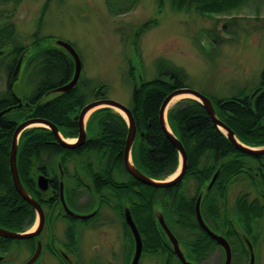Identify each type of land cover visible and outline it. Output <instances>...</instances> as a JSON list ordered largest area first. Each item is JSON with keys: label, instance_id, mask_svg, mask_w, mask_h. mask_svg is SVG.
Returning a JSON list of instances; mask_svg holds the SVG:
<instances>
[{"label": "trees", "instance_id": "16d2710c", "mask_svg": "<svg viewBox=\"0 0 264 264\" xmlns=\"http://www.w3.org/2000/svg\"><path fill=\"white\" fill-rule=\"evenodd\" d=\"M109 1L115 4L122 2L120 10L125 11L128 9L127 5L130 4V1L136 2L137 0ZM243 1L168 0L170 7L177 12L193 10L199 14L228 13L238 8ZM20 2L21 0H0V5H17ZM224 27L226 28V25L222 28L223 32H225ZM145 28L146 24L142 26V29ZM38 33L37 31L34 34L32 43L29 45L35 49L46 41L40 39ZM208 37L214 44H218L217 39L220 40L217 34ZM14 38L13 24L8 22V24L2 25L0 28V50L8 44L12 45V50L5 57L0 58V65L5 59L10 60L5 68L7 76L20 54L29 49L31 53H27L29 55L26 60L30 61L31 59L36 63L37 72L43 70L42 75L45 76L46 70L58 68L56 76L52 75L49 80L53 86L45 90L58 88L72 78V60L64 50L53 47V50L42 49L35 54L36 52L32 48L13 46ZM69 63H71L70 70ZM156 70L158 76L154 80L143 81L140 86L134 85L131 92L128 108L135 122L136 138L139 137L141 142L138 157L133 145L131 161L146 176L155 180H164L176 171L178 155L161 130L159 109L163 100L172 91L189 87L183 81L185 73L163 59L157 61ZM104 90L105 88L102 87L97 88L95 98L103 99L105 97ZM253 93H255L253 99L247 92L242 91L231 98L214 100L213 106L218 119L235 133L236 139L240 143L247 147L258 148L264 146V71L260 74L259 82ZM85 99V95L80 93L78 86H75L67 94H57L47 102L48 104L45 103V106L39 108L32 117L46 119L64 132L65 137L74 138L77 135V123L73 116L77 115L86 104ZM12 103L13 97L7 89L0 95V111L8 108ZM14 113L18 114V110L16 109ZM91 117L98 120L99 132L86 143L82 151L77 150L76 153L78 155L86 153L89 162H100L107 167L112 166L118 169L126 175L129 184L138 187L136 202L132 195L127 194L126 190H119L118 196L128 197L125 199L126 205L121 207V214H123V208L127 206L139 230L143 254H158L159 249H163L159 237L161 235L172 256L170 245L166 242L167 239L155 220L153 207L155 199H159L164 206L166 222L169 226L172 225L171 230L185 249L189 259L202 263L204 254L217 248L215 242L199 227L195 216L197 196L216 172L218 173L213 185L200 203V212L204 222L227 240L233 238V244L236 242L242 246L241 240L236 235L237 228L234 226L236 223L241 226L254 245L257 243L253 223L261 216L262 207L258 202L262 200L261 197H264V192L262 194L256 192L258 197L251 201L249 194H241L237 203V220L232 224L227 208H225L228 187L242 177V169L247 166L246 160L252 159V157L237 151L227 141L224 135L213 126L206 111L199 103L191 99H184L167 113L168 125L187 153L188 171L185 180L191 179L194 182V185L190 186L193 192L183 183L167 188H152L137 182L127 174L123 165V150L127 133L125 120L111 109H100L94 112ZM15 125L13 120H4L0 126V206L4 209L1 220L3 224L9 226L7 228L10 230L24 231L32 223L33 213L31 208L14 191L8 167ZM52 139L53 136L48 129L39 127L25 131L20 137L17 167L21 183L29 192L35 191V185L27 171L32 166L33 160H37L38 145L45 140ZM59 151L61 152L62 149ZM71 154L72 152L69 155ZM9 204H11V208L6 211ZM15 204L25 206L27 210H16ZM22 222H25V225L21 229ZM124 227L128 232L126 226Z\"/></svg>", "mask_w": 264, "mask_h": 264}, {"label": "rangeland", "instance_id": "374dc122", "mask_svg": "<svg viewBox=\"0 0 264 264\" xmlns=\"http://www.w3.org/2000/svg\"><path fill=\"white\" fill-rule=\"evenodd\" d=\"M121 7L122 2L115 4L109 0H21L17 5H0V26L8 22L13 24V46L27 47L37 31L48 47L55 46L57 41L69 43L82 63L78 90L86 95V104L95 101L93 88L102 87L105 88V99L129 107L134 85L140 86L139 76L142 75L145 82L154 80L158 76L156 64L161 59L185 73L183 81L187 87L212 101L231 98L245 90L252 92L258 84L264 71V0H244L238 8L223 14H199L193 10L177 12L168 0L130 1L127 10L122 11ZM222 23L228 28L225 31L228 39L217 30ZM145 24L146 28L142 29ZM215 33L221 41L217 39L218 44L214 45L207 42L205 36L213 37ZM3 49L5 57L12 45ZM9 62L5 59L0 65V95L7 90L5 68ZM21 78L16 81L15 90L19 88L23 94L30 95L32 88L22 86L25 80L21 83ZM179 79L182 81L181 77ZM17 94L24 96L20 92ZM184 99H174L170 106ZM94 129L98 131L99 126L96 118L90 116L88 136L95 132ZM140 146L137 137L134 142L137 157ZM176 171L166 180L172 179ZM246 192H249L250 201L258 197L248 184L232 183L227 190L226 207L230 210L235 198ZM114 219L109 218L114 225L110 221L102 231L106 236L105 243L94 233L84 237L86 249L84 247L82 260L92 261L91 264L129 263L130 247L133 246L130 231L124 236L120 217L116 214ZM122 219L124 221L123 214ZM234 226L241 227L236 223ZM254 235L257 240L255 264H264V217L254 226ZM227 241L232 251L230 264H248L249 253L243 244L246 261L238 258L244 255L239 250L241 245L233 244V238ZM157 257L165 259L159 253L142 254L140 264H161ZM224 259L223 251L215 248L204 254L201 264H223ZM21 261L7 264H20ZM42 261L56 264L53 260Z\"/></svg>", "mask_w": 264, "mask_h": 264}, {"label": "flooded vegetation", "instance_id": "af4514ba", "mask_svg": "<svg viewBox=\"0 0 264 264\" xmlns=\"http://www.w3.org/2000/svg\"><path fill=\"white\" fill-rule=\"evenodd\" d=\"M227 29L228 28L226 27L224 30L226 31ZM45 43L46 41L43 42L41 46L37 49H35L33 46L28 45L27 49L28 47L32 48L33 50H35L36 52L35 54H37L42 49L53 50V47H55V46L48 47L45 45ZM27 53H31L29 49L23 54V62L21 66L22 69L17 76V80L18 78L22 77L21 83L23 79L25 80L22 86L25 85L26 87L27 86L31 87L32 88L31 94L29 95L27 92H26L27 94H23V90L21 91V89L19 88L15 90L14 87L16 85L17 80L15 82L12 81L13 80L12 77L17 62L19 60V57L22 55L20 54L16 64L12 65L7 81V89H9V93L13 97V103L8 108L2 110V111L5 110L8 111L0 117V126L4 120H10V121L13 120V124H16L14 131L16 130L18 125L22 124L25 121L31 119H43L32 116L36 113V111L39 108L45 106L46 105L45 103L49 102V100L53 99L58 94V93H54V90L66 85L72 79L71 78L70 80H68V82H66L65 84H63L58 88H51L45 90L46 88H50L53 86L52 82L51 81L49 82V80L52 78V75L56 76V70H58V68L50 69V71L46 70L45 72L46 75L44 76L42 75L43 70L41 72L39 71L37 72V70L35 69L37 65L33 60L30 59V61H27L28 60L27 56L29 55ZM71 63L73 69L72 73L74 75L73 60L71 61ZM71 63H69V70L71 68ZM81 78L82 75L80 76L78 83L76 84L77 86L81 82ZM253 91L249 93L247 92L252 99L254 98L256 93V92L253 93ZM19 92L24 96L20 97L21 95L19 96L17 94ZM96 92L97 91L95 90L94 87L92 90V95L94 96V98ZM95 100L97 99L95 98ZM16 109L18 110V114L14 113ZM79 112L77 115L73 116V119L76 123L77 120H75V118L79 115ZM97 124H98V120H97ZM34 128H38V127H34ZM30 129L31 128L24 130L19 135L18 146L21 135L25 131ZM94 130L95 132L90 133L89 136L87 134L88 137L85 143L73 149L64 148L60 143H58L57 139L55 138L54 134L51 131L50 133L52 134L53 139L45 140L38 145L37 160H33L32 166L27 171L29 177L32 178L33 184L35 185V191L34 192L27 191L23 187L20 178L19 180L27 195L37 202L41 213L40 211L33 209L28 202H26L23 198L20 197V195L17 193L14 187V184L12 182V177L10 174L14 191L19 196V198L25 204H27L32 210L33 221L27 228H25L24 231L10 230L9 228H7L9 226L3 224L1 220V215L4 214V209L0 206V229L8 232L19 233L22 235L24 234H30V235L36 234V235L26 239H13V238L0 236V264H7L11 261L18 259L22 260L20 264H26L34 256L37 249L39 250V253L37 258L32 264H41V262L42 264H46L44 261H42L43 259L47 261L53 260L56 264H91L92 261L82 260L84 247L86 249L84 237L90 236V233H94L97 237L101 238V241L103 240L105 243L106 236L102 233V231L106 229V226H108L110 221L114 225V221L109 220V218L111 219L116 218V214L120 217L122 221L120 226L122 227L123 235L124 233H126V229L123 225L124 221L122 219L121 207L123 205H126L127 201L125 199H128V197L118 196V192L119 190L122 189L126 190L127 194L132 195L134 197L133 199L136 202L138 187L133 184H129L127 182L126 175L122 174L118 169L113 168L112 166L107 167L105 164L103 165L100 162H95V161L89 162L88 156L85 155L86 153L82 155H78L76 153L77 150L82 151L86 143L89 140H91L92 137L96 136V134L99 132V129L98 131L97 129ZM86 132H87V127H86ZM58 133L60 138L64 140L66 143L73 144V142L75 141V140L68 141L67 139H72V138L65 137L64 132L60 130ZM13 134H12V138H13ZM77 136H78V126H77V135L74 138L76 139ZM11 144H12V139H11ZM59 149H62V151L60 152ZM71 152L72 154L69 155ZM17 153H18V149H17ZM250 157H252V159L246 160L247 166H245L242 169L243 170L242 177L238 181L248 184L249 187L252 188V190L255 193L257 192L259 194H262L264 192V155L250 156ZM8 167H9V157H8ZM17 171H18V167H17ZM187 171H188V157H187V167H186L185 175L182 178V180L176 185H180L181 183H183L189 188L190 191H192V188L190 186L194 185V182L191 179L185 180ZM9 173H10V168H9ZM18 177H19V172H18ZM244 194H249V192H246ZM239 198L240 196H237L235 198L230 210L225 206L230 216L231 224L233 221L237 220L236 219L237 203ZM261 198L262 200L258 202L259 205L262 207L261 216L254 220L253 227L256 225L257 221H260V218L264 217V197ZM223 203H221L222 206ZM14 206L16 210H20V209L27 210V208L22 205L15 204ZM153 207L155 210L157 209L160 210L164 222L166 223L170 232L173 234L171 230L172 225L169 226L166 222V210L162 205L161 201L159 199L158 200L155 199L153 202ZM10 208H11V204L8 205L6 211H9ZM101 209H103L105 212L101 211ZM92 213H93L92 216L84 218V216H88ZM24 225L25 222H22L20 224V228L22 229ZM173 236L177 239L175 234H173ZM159 237L162 242L163 249L166 250L164 251L161 248L159 249V255H164L165 257L164 260L157 257L161 260L160 261L161 264H179L172 250H171L172 256L169 254L168 251L169 249L164 241V238L161 235ZM177 241L179 242L178 239ZM166 242L169 244L168 241ZM93 247L96 248V246L94 245ZM130 249L132 250V246L130 247ZM239 250H241L240 252H242L243 247L240 246ZM238 258L239 260H242L244 258V261H246L245 253L243 256L240 255ZM40 259L42 260L39 261Z\"/></svg>", "mask_w": 264, "mask_h": 264}, {"label": "water", "instance_id": "95a60500", "mask_svg": "<svg viewBox=\"0 0 264 264\" xmlns=\"http://www.w3.org/2000/svg\"><path fill=\"white\" fill-rule=\"evenodd\" d=\"M225 24L222 23L221 25H218V32L219 34L224 37L225 39L229 38L228 33L223 32L222 28ZM1 28V26H0ZM207 42H210L211 44L213 43L212 40L208 37ZM206 45L207 42L205 39L203 40ZM214 44V43H213ZM215 45V44H214ZM55 47H58L62 50H64L73 60L74 62V75L69 83L66 85L54 90V93L58 94H64L68 93L71 91L76 84L78 83V80L81 76L82 72V63L81 60L74 50V48L67 42L64 41H57L55 44ZM26 52V51H25ZM23 52L22 55L19 57V60L17 62L12 81L15 82L17 80V76L19 74L20 68L22 66L23 62ZM5 55L4 49L0 50V58H2ZM130 65V63H129ZM142 75L139 76V85L142 84L143 82ZM11 87V86H10ZM183 97L185 99H191L199 103L204 110L206 111L211 123L213 126L218 129L224 137L227 139V141L233 145V147L248 156H261L264 155V146L258 147V148H251L244 146L242 143H240L235 136V133L228 128L226 125H224L216 116L213 102L210 100L208 97L205 95L201 94L200 92L193 90L191 88H179L174 91H172L166 98L163 100L160 109H159V124L161 127V130L165 136V138L172 144L173 148L176 150L177 155H178V169L173 176L172 179L170 180H155L152 179L145 174L141 173L132 163L131 161V151L134 145V141L136 139L137 135V130L135 126V122L132 116V113L128 107L125 105L109 100V99H97L95 101H92L88 104H86L79 112V115L75 118L77 120V126H78V136L75 139V143L69 144L66 143L64 140H62L59 136V130L58 128L53 125L52 123L43 120V119H31L28 121L23 122L22 124L18 125L16 130L14 131L13 138H12V144H11V150L9 154V168H10V174L12 177V182L14 184V187L17 191V193L20 195L21 198H23L26 202H28L33 209H36L40 211L39 205L35 200H33L31 197L27 195L25 190L23 189L19 177H18V171H17V166H16V161H17V149H18V137L19 135L26 129L30 127H36V125H39L37 127L45 128L51 131L55 138L57 139L58 143H60L64 148L66 149H73L76 148L87 140V132H86V123L88 118L96 111L100 109H111L118 113L126 122L127 125V133H126V140H125V146L123 150V165L126 170V172L136 181L140 182L141 184L145 186H149L152 188H165V187H170L178 184L182 178L185 175L186 172V167H187V156L184 147L182 146L181 142L178 140V138L173 134L171 131L168 122H167V113L169 111V104L172 102L174 99ZM8 110L0 112V117L4 115ZM216 172L212 178L209 180V182L202 187L200 190L196 203H195V216L196 220L199 224V227L203 230V232L210 238L212 239L218 246L219 248L223 251L224 253V262L223 264H230L231 262V250L229 243L227 239L220 235L219 233L213 231L208 225L204 222L201 212H200V203L201 199L203 196L209 191L211 186L213 185L216 177H217ZM41 213V211H40ZM92 214L86 217L92 216ZM155 220L160 226L161 230L166 236L167 241L169 242L170 248L174 255L176 256L179 264H196L194 261H191L186 254L185 249L182 247V245L177 241V239L173 236V234L170 232L168 229L166 223L164 222V219L161 215L160 210H155L154 213ZM123 217H124V223L126 228L130 231L132 240H133V248H132V254L129 260L128 264H140V259L143 254V245H142V240L141 236L139 233V230L135 224V222L132 219L131 213L129 211V208L125 206L123 208ZM36 234H19V233H14V232H8L0 229V236L2 237H7V238H13V239H26L35 236ZM236 235L238 238L241 240L246 252L249 253V263L248 264H255V256H254V244L252 243L251 239L246 235V233L241 229V227H238L236 230ZM39 253V250L37 249L34 256L26 263V264H32L35 259L37 258Z\"/></svg>", "mask_w": 264, "mask_h": 264}, {"label": "bare ground", "instance_id": "6f19581e", "mask_svg": "<svg viewBox=\"0 0 264 264\" xmlns=\"http://www.w3.org/2000/svg\"><path fill=\"white\" fill-rule=\"evenodd\" d=\"M171 103H173V101L172 102H170V104H169V109L172 107V106H170L171 105ZM37 126H39V125H36V127ZM31 128V127H30ZM33 128V127H32Z\"/></svg>", "mask_w": 264, "mask_h": 264}, {"label": "crops", "instance_id": "0c3cea01", "mask_svg": "<svg viewBox=\"0 0 264 264\" xmlns=\"http://www.w3.org/2000/svg\"><path fill=\"white\" fill-rule=\"evenodd\" d=\"M86 127H87V125H86Z\"/></svg>", "mask_w": 264, "mask_h": 264}]
</instances>
